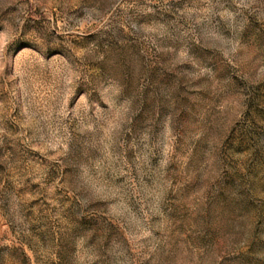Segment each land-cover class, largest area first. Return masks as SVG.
Masks as SVG:
<instances>
[{
  "label": "rangeland",
  "instance_id": "rangeland-1",
  "mask_svg": "<svg viewBox=\"0 0 264 264\" xmlns=\"http://www.w3.org/2000/svg\"><path fill=\"white\" fill-rule=\"evenodd\" d=\"M0 264H264V0H0Z\"/></svg>",
  "mask_w": 264,
  "mask_h": 264
}]
</instances>
